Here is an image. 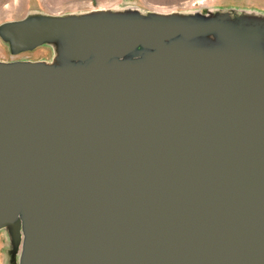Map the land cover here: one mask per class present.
<instances>
[{"label": "water", "instance_id": "1", "mask_svg": "<svg viewBox=\"0 0 264 264\" xmlns=\"http://www.w3.org/2000/svg\"><path fill=\"white\" fill-rule=\"evenodd\" d=\"M106 12L20 22L63 60L0 61L19 264H264V31Z\"/></svg>", "mask_w": 264, "mask_h": 264}, {"label": "rangeland", "instance_id": "2", "mask_svg": "<svg viewBox=\"0 0 264 264\" xmlns=\"http://www.w3.org/2000/svg\"><path fill=\"white\" fill-rule=\"evenodd\" d=\"M0 0V61L32 60L60 62L58 42L15 37L14 25L38 22L52 16L90 15L95 9L105 8L110 13H139L152 15L155 8L172 9L178 19L206 21L220 14L249 25V32L264 31V0ZM190 2L195 4L185 5ZM203 2V3H202ZM205 3V4H204ZM175 10V11H174ZM178 10V11H177ZM106 12V13H107ZM152 12V13H151ZM173 12V13H172ZM176 12V13H175ZM216 19V18H215ZM216 35H198L191 43L204 44L207 40L218 45ZM202 42V43H201ZM23 229L13 236L10 226L0 228V264H19L23 250Z\"/></svg>", "mask_w": 264, "mask_h": 264}, {"label": "bare ground", "instance_id": "3", "mask_svg": "<svg viewBox=\"0 0 264 264\" xmlns=\"http://www.w3.org/2000/svg\"><path fill=\"white\" fill-rule=\"evenodd\" d=\"M202 0H198L197 2H201ZM204 1V0H203ZM207 1V0H206ZM203 3V2H202ZM189 4H195V2H190V3H187L185 5H189ZM205 4V3H204ZM103 9V8H102ZM156 11L158 12H167V11H173L171 8L170 9H160V8H155ZM175 11V10H174ZM178 11V10H177ZM173 13V12H172ZM176 13V12H175ZM171 15V14H170Z\"/></svg>", "mask_w": 264, "mask_h": 264}]
</instances>
